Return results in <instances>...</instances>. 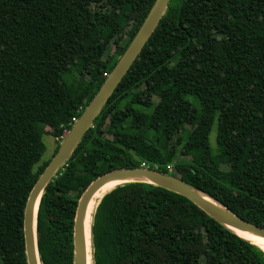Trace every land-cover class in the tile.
I'll return each instance as SVG.
<instances>
[{"label": "trees", "instance_id": "1", "mask_svg": "<svg viewBox=\"0 0 264 264\" xmlns=\"http://www.w3.org/2000/svg\"><path fill=\"white\" fill-rule=\"evenodd\" d=\"M155 1L0 0V264H28L25 208L51 161L44 135L56 154ZM143 165L264 227V0L170 1L42 195L40 263L74 264L83 193ZM91 233L92 264H264L263 250L191 200L146 183L107 192Z\"/></svg>", "mask_w": 264, "mask_h": 264}, {"label": "water", "instance_id": "2", "mask_svg": "<svg viewBox=\"0 0 264 264\" xmlns=\"http://www.w3.org/2000/svg\"><path fill=\"white\" fill-rule=\"evenodd\" d=\"M170 1L171 0L155 1L152 9L145 18L136 36L127 47L126 51L119 59L114 69L107 75L105 82L103 83L93 100L89 103L81 116L74 122L67 135L63 138L57 153L53 156L50 163L47 165L44 172L40 175L39 179L33 186L26 204L24 215V237L28 264H38L34 239V225H36L37 230L38 209L42 195L47 185L64 167L66 162L71 158L75 149L82 141L85 134L93 126L94 121L101 114L102 110L121 83L122 79L130 70L139 54L141 53L142 49L158 27L161 19L168 9ZM114 180H132L128 183H146L167 189L171 192L188 198L210 217L219 222L222 226L231 230L233 233L235 232L232 229H237L246 233L254 234L264 239V227L239 217L224 205H222L220 202H218L216 199H214L212 196L206 194L205 192L199 190L191 184H188L180 178L162 174L158 170L149 169L146 167L118 169L111 171L93 181L79 200L74 225V264H88L84 233V218L87 213L88 205L100 188ZM207 199H209L210 201H208ZM235 234L241 237L237 233Z\"/></svg>", "mask_w": 264, "mask_h": 264}, {"label": "bare ground", "instance_id": "3", "mask_svg": "<svg viewBox=\"0 0 264 264\" xmlns=\"http://www.w3.org/2000/svg\"><path fill=\"white\" fill-rule=\"evenodd\" d=\"M132 180H114L111 181L107 184H105L102 188H100L92 200L90 201L88 208H87V213L84 218V233H85V241H86V250H87V256H88V264H92V235H91V228H92V220H93V215L95 213V208L99 204L100 200L106 195L107 192H109L111 189L123 185L125 183H128ZM210 201L209 199H207ZM37 212V210H36ZM235 233L240 235L241 237L251 241L252 243L258 245L261 249L264 250V239L261 237H258L254 234L251 233H246L237 229H232ZM34 239H35V245H36V254H37V260L38 264H41L40 259H39V254L37 250V230H36V225H34Z\"/></svg>", "mask_w": 264, "mask_h": 264}, {"label": "rangeland", "instance_id": "4", "mask_svg": "<svg viewBox=\"0 0 264 264\" xmlns=\"http://www.w3.org/2000/svg\"><path fill=\"white\" fill-rule=\"evenodd\" d=\"M114 50H117V49H113L111 53L114 52ZM47 131H51L50 128H47ZM108 138H110L111 136L109 135H106ZM178 137L177 136H174V139L172 142H175L176 139ZM43 141L46 145V151L44 153V156L42 158V161H47V160H50L53 158L54 154H55V151L58 147V141L56 139H54L52 136L50 135H44L43 137ZM210 146L211 148L215 151L216 150V147H217V144H216V125H214L213 129H212V132L210 134ZM147 168V167H146Z\"/></svg>", "mask_w": 264, "mask_h": 264}, {"label": "built area", "instance_id": "5", "mask_svg": "<svg viewBox=\"0 0 264 264\" xmlns=\"http://www.w3.org/2000/svg\"><path fill=\"white\" fill-rule=\"evenodd\" d=\"M142 167H144V165Z\"/></svg>", "mask_w": 264, "mask_h": 264}]
</instances>
